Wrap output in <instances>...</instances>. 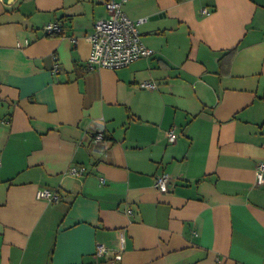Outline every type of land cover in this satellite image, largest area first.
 I'll return each instance as SVG.
<instances>
[{
    "label": "crops",
    "instance_id": "1",
    "mask_svg": "<svg viewBox=\"0 0 264 264\" xmlns=\"http://www.w3.org/2000/svg\"><path fill=\"white\" fill-rule=\"evenodd\" d=\"M106 1L0 0V264H264V0H128L155 53L90 69Z\"/></svg>",
    "mask_w": 264,
    "mask_h": 264
},
{
    "label": "built area",
    "instance_id": "2",
    "mask_svg": "<svg viewBox=\"0 0 264 264\" xmlns=\"http://www.w3.org/2000/svg\"><path fill=\"white\" fill-rule=\"evenodd\" d=\"M128 0H107L106 7L109 13L108 18L98 20L94 25V30L87 39L91 44V54L89 58V68H108L117 70L128 67L136 61L152 56L155 51L145 46L142 40L140 30L141 24L145 19L133 20L124 10ZM205 14H210L208 9H204ZM65 31V24L62 21L53 22L45 27L47 35H62ZM59 65L55 69L58 70ZM145 89H154L157 85L154 82L145 81L142 83ZM169 141L174 143L178 139V133L175 128L168 131ZM105 128H101L95 134L97 142L105 140ZM1 165V163H0ZM86 171L85 167H73L71 174L79 177ZM256 185L264 186V163L257 167ZM172 178L169 174H162L156 178L155 188L160 192H169L171 190ZM102 184L106 181L101 179ZM38 198L46 199L53 203H59L61 196L50 190L44 189L38 192ZM132 213V211H129ZM124 244V239H122ZM108 251L104 244L97 246V255L103 256ZM121 259V255L117 256Z\"/></svg>",
    "mask_w": 264,
    "mask_h": 264
}]
</instances>
